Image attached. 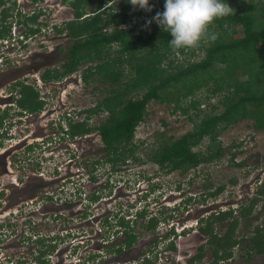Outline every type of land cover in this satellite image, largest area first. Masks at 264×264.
<instances>
[{"label": "rangeland", "instance_id": "374dc122", "mask_svg": "<svg viewBox=\"0 0 264 264\" xmlns=\"http://www.w3.org/2000/svg\"><path fill=\"white\" fill-rule=\"evenodd\" d=\"M5 1L4 5L0 4V10L4 6L15 7ZM52 2L58 5L51 23L60 27L68 7L59 0ZM113 4L114 9L128 5L129 10H139L128 0H113ZM149 4L164 6V0H149ZM245 4V1L233 0L229 5L237 10ZM34 6L21 5V9L29 13ZM87 9L91 11L93 6ZM17 11L12 9L11 13ZM14 19L12 16L8 21ZM12 24L14 32L24 27L17 22ZM234 25V34L241 35L242 28ZM57 33V30L49 32L44 28L39 34L44 35L43 44L36 38L25 49L6 55L9 59L3 57L4 63L0 65V114L18 95L11 91L17 80H25L41 89L45 99L38 113L9 116L11 125L0 147V264H34L32 252L38 248L37 239L42 236L52 238L50 242L55 244L47 264H82L89 253L104 249L100 223L107 212H129L132 216L135 209L143 206L152 214L163 210L162 217H168L165 221L160 220L157 235L167 234L171 227L176 235V250L157 254V264H187L186 260L197 254L199 246L206 240L199 233V219L213 211L249 203L260 183L264 182V129H256L251 118L240 119L219 135L225 150L222 158L186 172L167 171L151 161L149 153L159 145L161 137H178L192 128V122L180 111L172 113V103L153 100L148 105V114L136 127L134 141L139 145L138 159L119 164L115 170L98 163L94 174L96 180H90L92 163L103 158L100 136L94 131L70 138L62 128L68 127V115L75 118L72 121L84 118L87 113L80 111L95 106L108 84L91 78L89 82L82 79L83 70L91 63L83 64L62 79L42 80L41 74L47 68L63 70L65 49L71 45L67 35ZM189 55L186 50L182 55L177 54L176 59L186 61ZM201 56L202 53L197 51L190 59ZM205 94L201 89L195 95L202 98L203 109L210 104ZM209 102L217 101L214 97ZM16 107L18 110V105ZM9 111L13 114L16 110ZM105 116V112L91 115L90 124H96ZM206 142L198 148L204 149ZM30 144L33 147L27 149ZM237 150L240 153L230 161L231 153ZM220 186H224L223 191L216 196L209 195ZM94 192H100V197L92 202L90 197ZM259 198L248 218L239 217L235 230L237 238L248 237L255 225L264 222V195ZM142 222L139 219L135 227L139 237L132 251L102 255L89 264L138 260L155 236L141 229ZM224 228V223H220L215 226V231L222 233ZM246 250L247 241L240 240L232 249L231 257L219 264H264V253L246 256ZM203 253L204 263L212 260L208 246L204 247Z\"/></svg>", "mask_w": 264, "mask_h": 264}, {"label": "trees", "instance_id": "16d2710c", "mask_svg": "<svg viewBox=\"0 0 264 264\" xmlns=\"http://www.w3.org/2000/svg\"><path fill=\"white\" fill-rule=\"evenodd\" d=\"M241 1L246 4L234 10V15L217 19L209 26V35H217L215 41L205 37L195 47L180 49L170 46V33L163 31L153 19L157 12L164 10L163 5L152 6L148 11L140 8L129 10L128 5L114 9L113 0L71 2L76 18L63 22L58 30L60 33L66 31L71 41L65 49L66 56L61 64L63 70L47 68L41 79H62L83 64L91 63L83 70L82 79L89 82L91 78L108 84L95 106L80 111L87 113L84 118L69 120L67 124L70 138L94 131L100 136L103 158L92 163L90 180H96L94 174L98 163L107 164L115 170L119 164L138 159L136 152L139 145L134 141L136 127L148 114V105L153 100L172 103V113L180 111L192 122V128L178 137H161L159 145L149 153L148 158L167 171L186 172L202 163L222 158L225 150L219 135L240 119L251 118L256 129H264V0ZM227 2L230 4L233 0ZM0 4H5V1L0 0ZM88 6H93V9L89 11ZM12 16L26 27L25 32L38 31L37 12L24 15L17 11L13 14L10 8L4 6L0 10V38L11 31L12 22L8 18ZM234 24L242 28L241 35L234 34ZM186 50L190 54L186 61L176 59L177 54L182 55ZM197 51L202 56L190 59ZM201 89L206 93L207 103H210L207 109L201 108L202 98L195 96ZM11 91L18 94L13 98L18 110L11 114L9 110L12 108L9 107L12 106H9L0 114V147L11 125L8 120L10 115L38 113L45 103L35 85L25 80L15 81ZM214 97L217 102H209ZM103 112L106 113L104 118L94 125L90 124L91 115ZM204 141H207L204 149L198 148ZM32 147L30 144L27 149ZM239 153L240 150L232 152L230 161ZM235 164L242 165L241 162ZM223 189L224 186H220L209 195L216 196ZM262 195L264 182L260 183L249 203L213 211L200 218L199 233L206 236V242L199 246V252L187 264L202 259L205 246L209 247L213 256L210 264L225 261L231 257L232 249L240 240L247 241L246 256L263 254L264 222L255 225L248 237L235 236L239 217L248 218ZM99 197L100 192H94L90 201L95 202ZM158 213L148 214L145 208L137 210L133 217L121 211L107 212L100 223L104 249L89 253L82 264L94 262L102 255L128 254L138 242L139 234L135 227L139 219L143 220L141 229L156 236L160 220L168 219L162 217L163 210ZM235 213L239 215L234 216ZM220 223L225 225L222 233L215 231V226ZM171 233H174L173 228L168 234ZM168 234L153 237L136 262L128 260L115 264H156L158 245ZM52 240L44 236L37 239L39 246L32 252L34 264H47V257L55 250V244L50 242ZM168 248L175 249V245L171 242Z\"/></svg>", "mask_w": 264, "mask_h": 264}, {"label": "clouds", "instance_id": "9594fccd", "mask_svg": "<svg viewBox=\"0 0 264 264\" xmlns=\"http://www.w3.org/2000/svg\"><path fill=\"white\" fill-rule=\"evenodd\" d=\"M128 2L140 9L150 11L152 8V5L149 4V0H128ZM230 15H234V9L229 5L227 0H164V10L162 12H157L153 19L162 27L163 31L170 33L172 37L169 40L170 46L174 49H180L195 47L205 37L212 41H215L217 39V35L215 33L209 35V26L215 20ZM62 26L63 24L60 27L58 26V28L60 29L62 28ZM36 27H38V31L35 33L25 32L26 27H24L23 31L14 32L12 30V32L10 31L7 36L0 38V58L2 57V59H0V65H3L4 63L3 57H6V55H9V53L15 52L17 49H25L28 46L29 42L36 38L43 44L42 39L44 38V35L40 36L39 34H41L40 30H44V28L40 27V29L39 25ZM58 34H63L64 36H66L65 31L63 33L58 32ZM6 38L9 39L11 43H13V45H11L10 47H6L3 41ZM14 47H16L15 50ZM40 81L41 80H39V83ZM38 90L40 92V99L44 100L45 102L41 89ZM13 103L14 102L10 103L8 106H6V108L12 106L9 108L17 110L16 105ZM4 109L5 108H3V110ZM71 119L75 118L71 115H68L66 117V125ZM62 122L63 126H65V119L62 120ZM62 129H64L63 131L68 133V127H64ZM143 208L147 209L146 206H143L141 208L135 209V212ZM125 215H127L128 217L133 216H131L129 212ZM170 229H172V227ZM154 237L161 236L157 235ZM134 248L135 246L133 247V249ZM157 249H160L157 252V254H159L162 253V251H166L167 247L160 242ZM157 263L158 261L156 262V264ZM210 263L211 261L207 260L205 263L200 264Z\"/></svg>", "mask_w": 264, "mask_h": 264}, {"label": "flooded vegetation", "instance_id": "af4514ba", "mask_svg": "<svg viewBox=\"0 0 264 264\" xmlns=\"http://www.w3.org/2000/svg\"><path fill=\"white\" fill-rule=\"evenodd\" d=\"M5 1V0H4ZM10 3H11V5H15V7H12V6H5V7H8V8H10V11L12 10V9H18V11H20L21 12V14H24V15H32L33 13H35V12H37V14H38V25H39V28L41 27V28H47L48 30H49V32H52V31H54V30H59V28H58V26H56V24L55 23H51L52 21H54L55 19H54V16L52 15L53 13H54V11H57L56 9H55V6L56 5H58L57 4V2L55 3V2H52L53 0H37V2H33L32 0H8ZM25 3H24V2ZM73 0H59V2H62L63 4H65L68 8H66L67 10H65L66 11V13H65V15H66V17H64V20H63V22H66V20L68 19L67 18V16L69 17H71V18H76L75 17V8L72 6V4H71V2H72ZM6 2V1H5ZM9 2H7V3H9ZM13 2H15V4L13 3ZM19 3V4H18ZM22 6H24V5H26V6H31L32 4H35V6L34 7H32L33 9L31 10V12H29V13H26L25 12V10H22L21 9V5ZM4 5V4H3ZM69 8H70V10H69ZM72 10V11H71ZM71 11V12H70ZM69 12V13H68ZM67 13L69 14V15H67ZM64 14V13H63ZM69 20H72V19H69ZM16 21V18L14 19V21H10V22H13V23H16L15 22ZM68 21V20H67ZM63 24V23H62ZM24 28V27H23ZM23 28L21 29V31H23ZM40 28V29H41ZM41 31V30H40ZM11 32H12V29H11ZM58 34V33H57ZM7 59H9V58H7ZM148 211V210H147ZM219 211V210H218ZM148 213H149V211H148ZM150 214H152V213H150ZM158 226H160V224H158ZM158 228V227H157ZM173 228V227H172ZM169 231L170 230H168V233H169ZM167 233V234H168ZM166 235V234H165ZM165 235H159V236H165ZM157 236V235H156ZM176 235L174 234V233H171L170 235L168 234L167 235V237L165 238V240L164 241H162L161 243H163L164 245H166V247H167V250H171V251H175L176 250V242H175V239H174V237H175ZM203 236V235H202ZM203 237H205V239H206V236H203ZM171 242L175 245V249H170V248H168V246L171 244ZM205 242H206V240H205ZM205 244V243H204ZM202 245V244H201ZM204 250V249H203ZM199 252V251H198ZM195 255V254H194ZM193 255V256H194ZM192 257V256H191ZM191 257H189L187 260H186V262L191 258ZM204 261V259L202 258V259H199V260H197L196 262H194L193 264H200V263H204L203 262Z\"/></svg>", "mask_w": 264, "mask_h": 264}, {"label": "built area", "instance_id": "2783aa9c", "mask_svg": "<svg viewBox=\"0 0 264 264\" xmlns=\"http://www.w3.org/2000/svg\"><path fill=\"white\" fill-rule=\"evenodd\" d=\"M3 41H4L6 47H9L10 45H13V43H11V41L9 39H7V38L4 39Z\"/></svg>", "mask_w": 264, "mask_h": 264}, {"label": "water", "instance_id": "95a60500", "mask_svg": "<svg viewBox=\"0 0 264 264\" xmlns=\"http://www.w3.org/2000/svg\"><path fill=\"white\" fill-rule=\"evenodd\" d=\"M68 19L67 20H69V19H72L70 16L69 17H67Z\"/></svg>", "mask_w": 264, "mask_h": 264}]
</instances>
